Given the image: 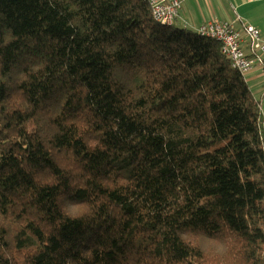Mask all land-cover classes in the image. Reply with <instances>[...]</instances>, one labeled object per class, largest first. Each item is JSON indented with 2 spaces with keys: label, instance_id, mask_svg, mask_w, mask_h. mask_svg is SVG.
<instances>
[{
  "label": "trees",
  "instance_id": "1",
  "mask_svg": "<svg viewBox=\"0 0 264 264\" xmlns=\"http://www.w3.org/2000/svg\"><path fill=\"white\" fill-rule=\"evenodd\" d=\"M174 24L0 0V264H264L261 108Z\"/></svg>",
  "mask_w": 264,
  "mask_h": 264
},
{
  "label": "crops",
  "instance_id": "2",
  "mask_svg": "<svg viewBox=\"0 0 264 264\" xmlns=\"http://www.w3.org/2000/svg\"><path fill=\"white\" fill-rule=\"evenodd\" d=\"M208 21L228 23L242 35L244 53L255 60L253 68L243 75L253 99L258 102L264 130V49H253L244 28L251 26L259 31L264 42V0H183L175 26L194 31Z\"/></svg>",
  "mask_w": 264,
  "mask_h": 264
},
{
  "label": "built area",
  "instance_id": "3",
  "mask_svg": "<svg viewBox=\"0 0 264 264\" xmlns=\"http://www.w3.org/2000/svg\"><path fill=\"white\" fill-rule=\"evenodd\" d=\"M155 21L161 25L170 26L175 23L179 16L183 0H146ZM198 35L213 39L221 46V53L226 56L231 68L238 71L242 76L253 68L255 60L247 56L242 50V35L234 30L228 23L208 21L194 30ZM245 34L251 41L253 49H264L261 43L259 31L251 26L244 28Z\"/></svg>",
  "mask_w": 264,
  "mask_h": 264
}]
</instances>
